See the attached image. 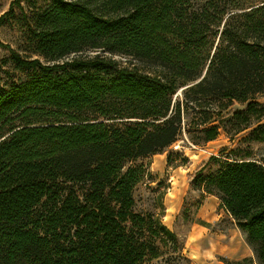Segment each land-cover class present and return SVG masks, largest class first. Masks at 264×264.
Masks as SVG:
<instances>
[{
  "label": "trees",
  "instance_id": "obj_1",
  "mask_svg": "<svg viewBox=\"0 0 264 264\" xmlns=\"http://www.w3.org/2000/svg\"><path fill=\"white\" fill-rule=\"evenodd\" d=\"M24 15L31 53L11 49L0 76V264H191L136 209L138 160L184 132L264 140V0H51ZM238 152L191 187L264 264V164Z\"/></svg>",
  "mask_w": 264,
  "mask_h": 264
},
{
  "label": "rangeland",
  "instance_id": "obj_2",
  "mask_svg": "<svg viewBox=\"0 0 264 264\" xmlns=\"http://www.w3.org/2000/svg\"><path fill=\"white\" fill-rule=\"evenodd\" d=\"M13 2L0 0L2 86L11 83L4 73V70L10 69L7 62L10 50L15 49L23 55L32 50L24 12L30 17L34 9L47 6L51 0H22L20 4L24 11ZM29 2L34 8L29 6ZM116 58L125 60L121 56ZM14 77L17 78L18 73ZM245 107V104L235 102L231 110ZM249 137L250 129L234 136L221 131L214 140L195 143L184 132L177 142L163 152L138 160V163L146 165L147 174L134 189L136 209L156 214L168 228L175 231L184 240V254L192 260L191 264H225V258L237 260L244 257L251 258V264H259L245 235L221 207L218 197L202 196L200 190L191 187L193 177L200 170L204 169V173L216 172L222 160L234 157L230 154L232 149L239 148L237 154L249 155L264 164V140L255 141ZM199 201L201 206L197 207ZM163 261L161 258L152 263Z\"/></svg>",
  "mask_w": 264,
  "mask_h": 264
},
{
  "label": "crops",
  "instance_id": "obj_3",
  "mask_svg": "<svg viewBox=\"0 0 264 264\" xmlns=\"http://www.w3.org/2000/svg\"><path fill=\"white\" fill-rule=\"evenodd\" d=\"M219 199V198H218ZM220 200V199H219ZM220 204H221V201H220ZM224 209V208H223ZM232 218V217H231ZM232 220H233V218H232ZM234 221V220H233ZM235 223V222H234Z\"/></svg>",
  "mask_w": 264,
  "mask_h": 264
}]
</instances>
